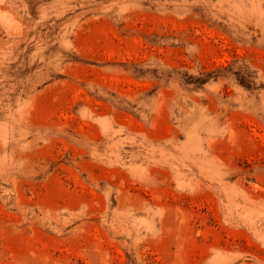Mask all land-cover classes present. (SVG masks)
I'll use <instances>...</instances> for the list:
<instances>
[{
  "label": "rangeland",
  "instance_id": "rangeland-1",
  "mask_svg": "<svg viewBox=\"0 0 264 264\" xmlns=\"http://www.w3.org/2000/svg\"><path fill=\"white\" fill-rule=\"evenodd\" d=\"M0 264H264V0H0Z\"/></svg>",
  "mask_w": 264,
  "mask_h": 264
}]
</instances>
